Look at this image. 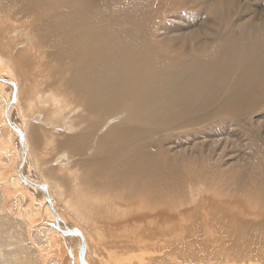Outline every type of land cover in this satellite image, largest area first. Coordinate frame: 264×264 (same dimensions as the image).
Returning a JSON list of instances; mask_svg holds the SVG:
<instances>
[{"label":"bare ground","instance_id":"obj_1","mask_svg":"<svg viewBox=\"0 0 264 264\" xmlns=\"http://www.w3.org/2000/svg\"><path fill=\"white\" fill-rule=\"evenodd\" d=\"M167 3L0 0V264H264V12L210 68Z\"/></svg>","mask_w":264,"mask_h":264},{"label":"rangeland","instance_id":"obj_2","mask_svg":"<svg viewBox=\"0 0 264 264\" xmlns=\"http://www.w3.org/2000/svg\"><path fill=\"white\" fill-rule=\"evenodd\" d=\"M137 1L143 8L151 7L152 10H149L148 12L150 15H153V12H155L158 4L166 3V1L177 10V14H174L169 18V22H175L177 24L180 22L179 25L181 28L177 30L178 32L167 33L160 29L159 33L156 35V32L153 31V35H155L154 38L157 39V45L159 46L162 44L164 46L161 47L165 52H167L165 53L166 56L174 54L178 58H181L183 62L184 60L191 63L202 62L205 66L210 68L214 65L215 58L219 55H223L222 48L228 49V46H226L223 42L224 37H236L235 34L239 32L240 29L238 26L251 23L252 20V23H254V21H261L258 19L259 17L257 14L258 12H264V0ZM247 8L249 11L244 12ZM175 18H178V21ZM150 21L152 22V19ZM160 21H165V19H159L158 22ZM141 23L143 24L144 22L141 21ZM166 23L168 22L166 21ZM143 26L145 27V24H143ZM143 26L141 27V35L139 36L140 39L144 37ZM183 28L188 29V33L185 34V36L180 34L183 33ZM149 38L150 36L148 35L146 38H143V41L147 43V41H150ZM238 39L239 37H236V39L234 38L237 43H234V48L231 49H233L234 52L239 51V54L240 52L242 54V51L246 52L248 56V53H251L253 50H258L264 46V28L252 31L247 40L243 42L238 43ZM25 41H18L19 45L17 44L16 47L19 51L29 50L33 47V45H35L33 36L26 38ZM144 42H142V44ZM241 54L240 56L242 57H240V59L242 61L245 59L247 60L248 57L245 56L244 58V55ZM40 70L42 71V69ZM18 77L22 80L21 76L18 75ZM234 150L237 149L234 148Z\"/></svg>","mask_w":264,"mask_h":264}]
</instances>
